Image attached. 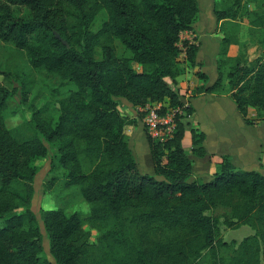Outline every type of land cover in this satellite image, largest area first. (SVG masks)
<instances>
[{"label":"trees","instance_id":"obj_1","mask_svg":"<svg viewBox=\"0 0 264 264\" xmlns=\"http://www.w3.org/2000/svg\"><path fill=\"white\" fill-rule=\"evenodd\" d=\"M229 2L214 9L218 24L264 29V3L250 11L244 0ZM15 7L29 15L17 16ZM199 12L198 0H0V42L69 87L55 107L32 108L31 120L12 130L8 106L17 90L11 73L0 68V264H204L207 257L206 264H264V175L224 157L210 182H190L193 166L182 141L192 106L179 117L172 141L147 136L154 176L139 171L124 132L137 121L122 114L120 99L134 107L183 105L179 57L185 52L186 62L196 66L199 45L182 34L193 31ZM115 41L128 56L117 54ZM239 43L238 35L224 34L218 78L196 93L228 91L245 122L254 124L264 121V57L250 62L245 54L230 56ZM198 77L208 82L205 73ZM22 85L26 101L32 81ZM192 133L193 153L205 156V134ZM45 142L57 146L64 186L80 187L91 206L88 217L64 209L41 210L38 217L33 211L37 162L48 157ZM222 219L227 228L249 226L256 233L226 242Z\"/></svg>","mask_w":264,"mask_h":264},{"label":"rangeland","instance_id":"obj_2","mask_svg":"<svg viewBox=\"0 0 264 264\" xmlns=\"http://www.w3.org/2000/svg\"><path fill=\"white\" fill-rule=\"evenodd\" d=\"M200 8V16L197 18V33L200 36V40L203 43L206 35V26H203L205 17L209 14L214 15V9H220L224 3L229 0H198ZM247 8L251 10H257L264 3V0H244ZM231 3V2H229ZM14 12L19 17H27L29 15L28 10L23 8H14ZM105 13L100 15L94 25V29L97 30L101 21L104 19ZM213 19V17H212ZM215 24V21H214ZM210 25V24H206ZM219 23L215 32L220 35V38L225 35H238L240 41L239 45L232 46L231 56L235 57L239 54H245L250 62H253L259 57H264V29L251 28L247 23L237 22L236 24H224ZM219 37V36H218ZM183 40H187V37H182ZM114 47L119 56H128L129 53L121 46L118 41H115ZM98 59L101 58V50L97 52ZM0 68L10 72L12 80L14 79L13 86L16 87L17 94L9 101V112L14 113L7 119V126L9 129H16L24 126L32 118V108H40L46 105L51 107L56 106V102L60 98L66 95L67 88L61 87L60 80L48 74L45 71H38L31 67L29 60L24 52L17 51L12 45L4 44L0 42ZM140 70V67H136ZM204 72H207L212 77H215L216 64L214 69L206 66ZM18 80V81H17ZM24 80L32 81L31 92L24 100L22 94V82ZM216 78H214V81ZM0 83H4V77L0 75ZM11 85V83H10ZM140 131V130H139ZM142 133V132H141ZM31 132H26V135H30ZM141 142H146L145 135L142 134ZM48 147V157L46 159L39 160L37 165L40 168L38 175L35 178L34 187L35 195L32 202V209L40 216L41 210L52 209H64L67 213L77 212L83 218L88 217L91 206L84 200L80 193L79 186H73L71 188H65V173L64 170L58 167V148L56 145L45 142ZM148 158V159H147ZM139 166L142 169L145 167L153 166L152 157L149 154L138 155ZM146 174V173H145ZM55 180L51 186V190H48L49 183ZM221 215H228L227 211H219ZM220 225V238L226 242L236 241L241 242L244 238L254 235L256 231L249 226H239L237 228H227L223 224V219ZM40 227L43 234V245L47 256L51 261H54L50 255V247L48 235L44 226V223L40 220ZM86 230L89 226L85 227ZM93 239L97 235L96 231H92ZM208 257L205 259L204 264L207 263Z\"/></svg>","mask_w":264,"mask_h":264},{"label":"crops","instance_id":"obj_3","mask_svg":"<svg viewBox=\"0 0 264 264\" xmlns=\"http://www.w3.org/2000/svg\"><path fill=\"white\" fill-rule=\"evenodd\" d=\"M199 16L200 12L197 18ZM196 21L193 24V31L185 32L182 37L185 35L191 43L199 45L197 64L196 66L189 65L186 62L185 52L182 53L179 61L184 68V73L178 78L177 84V89L183 100L194 109L193 114L184 119L185 135L182 141L184 150L192 161L193 166L192 176L189 181L198 183L210 182L224 157H227L240 170L257 171L264 175V121H255L254 124H247L227 90L221 95L203 92L196 93L198 88L202 86L209 87L217 80L220 44L224 37L220 38V35L215 32V28L218 25L215 16L208 14L203 23V26H206V35L202 43L197 33V26L200 24ZM231 51L232 46L229 52L230 56ZM215 64V77L204 72L207 65L214 69ZM134 67L140 66L134 65ZM198 72H203L207 75V83L200 80ZM214 78H216L215 81ZM167 81L170 83V80ZM118 108L122 114L137 121L135 125L126 126L124 132L128 137L129 146L137 161L139 171L142 174L146 173L154 176V166L142 169L139 166V159H137L138 155L147 154V157H149V154L151 155L141 116L136 113V107L124 99H120ZM248 117L251 120H255L256 110L250 108ZM192 132L205 134L203 146L206 155L203 157L197 156L192 151ZM142 134L145 135L147 143L141 142ZM156 178L162 180L161 177Z\"/></svg>","mask_w":264,"mask_h":264},{"label":"built area","instance_id":"obj_4","mask_svg":"<svg viewBox=\"0 0 264 264\" xmlns=\"http://www.w3.org/2000/svg\"><path fill=\"white\" fill-rule=\"evenodd\" d=\"M188 106L186 101L177 107H170L165 102L147 103L137 106L136 113L142 118L147 136L153 141L166 144L175 138L178 119L185 115Z\"/></svg>","mask_w":264,"mask_h":264},{"label":"water","instance_id":"obj_5","mask_svg":"<svg viewBox=\"0 0 264 264\" xmlns=\"http://www.w3.org/2000/svg\"><path fill=\"white\" fill-rule=\"evenodd\" d=\"M56 37H57L58 39H60V36H59L58 34H56ZM63 43H64L65 45H67V43H66L65 41H63Z\"/></svg>","mask_w":264,"mask_h":264}]
</instances>
